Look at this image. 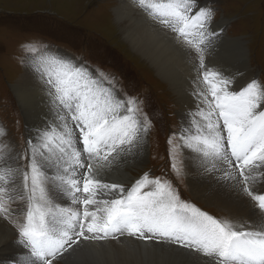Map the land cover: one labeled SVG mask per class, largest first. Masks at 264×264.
I'll return each instance as SVG.
<instances>
[{"label":"snow or ice","instance_id":"snow-or-ice-1","mask_svg":"<svg viewBox=\"0 0 264 264\" xmlns=\"http://www.w3.org/2000/svg\"><path fill=\"white\" fill-rule=\"evenodd\" d=\"M134 2L174 34L194 73L195 111L173 134L178 141L168 140L173 172L181 175V150L195 154L204 172L250 198L256 221L219 220L150 173L130 187L108 180L146 143L152 122L142 101L122 99L106 74L44 52L30 64L47 119L41 117L22 157L0 155V218L13 224L14 243L26 252L0 264H69L77 249L124 236L176 245L209 264H264V85L252 79L234 91L225 66L209 63L218 51L211 8L197 0ZM20 159L25 163H9ZM17 201L22 206L14 208Z\"/></svg>","mask_w":264,"mask_h":264},{"label":"rangeland","instance_id":"rangeland-1","mask_svg":"<svg viewBox=\"0 0 264 264\" xmlns=\"http://www.w3.org/2000/svg\"><path fill=\"white\" fill-rule=\"evenodd\" d=\"M206 1L205 7L213 10L210 28L218 33L217 49L228 48L236 56L231 59L229 71L234 72L232 76L235 78L232 90L239 91L252 79L264 85V0ZM118 5V0H0V128L5 131V135L0 136V155L5 158L17 155L22 157L26 141L36 134L42 123L41 117L47 119L48 109L45 103L32 99L33 108L29 113L36 120H33L34 127L29 128L26 122L27 112L20 107L11 85L19 80L25 66H31L30 60L33 57L44 52L55 53L77 63L81 62L94 73L102 72L113 78L122 99L130 96L142 101L141 107L151 120L152 126L147 135V157L143 169L134 173L133 178L150 173L152 178L160 177L170 181L181 200L205 213L219 220L240 219V213L233 212L224 205H212L209 199L194 193L182 151L177 156L178 166L182 169L181 175L177 176L173 172L172 161L168 155V140L174 133L179 132L185 116L188 120L191 118L189 113L195 111L198 101L192 92L186 91L185 94H188L192 104L190 109L180 113L178 93L149 68L144 58L135 55L123 40L113 15V9ZM223 19L227 22L221 29L212 28ZM222 35L230 38L242 37L248 51L250 72L243 65L240 66L238 53L232 51L237 46H228ZM29 47H34L36 51H29ZM223 51L225 50L221 53ZM219 52L216 53V62L225 66L228 59ZM220 54L223 61H219ZM226 72L229 73L227 69ZM35 75L37 76L36 73ZM247 77H251V80ZM245 79L246 83L240 86L238 81ZM39 86L41 87V83ZM173 138L178 141V137ZM5 145L8 149L3 151ZM9 163L16 166L17 163L23 164L25 161L10 160ZM196 167H201L198 160ZM131 181L125 182V185L128 186ZM12 206L15 208L22 205L17 201ZM1 219L17 237L18 233L13 224ZM12 233L9 232V237L2 244L8 253L17 247ZM90 246L91 244L86 245L82 249ZM126 246L130 251L137 249L130 243Z\"/></svg>","mask_w":264,"mask_h":264},{"label":"bare ground","instance_id":"bare-ground-1","mask_svg":"<svg viewBox=\"0 0 264 264\" xmlns=\"http://www.w3.org/2000/svg\"><path fill=\"white\" fill-rule=\"evenodd\" d=\"M118 3L119 5L113 9V15L115 24L121 31L123 40L130 46L131 51H133L135 55L144 58L149 68L155 71L157 76L163 81H167L175 92L178 93L181 103L180 113L183 114L188 108L190 109V104H192L188 94H185L186 91L192 92L191 78L194 75L191 71L188 55H186L185 50L181 49V47L175 43L173 34L150 20L146 14L135 5L134 0H118ZM197 3L199 6L205 7L207 1L204 0L203 2ZM225 22H227V20L223 19L218 24L215 23L212 28L218 29L224 26ZM222 37L223 40L227 42L228 46L231 44L237 46L236 49L232 51L238 53L240 66L242 67L243 65V67L247 68V72H250L251 69L250 66H248L249 62L247 59L248 51L245 47V41H242V37L230 38L226 35H222ZM220 49H218V52ZM222 50L225 51L221 53ZM221 52L219 53H221L224 58L228 59V63L226 64L225 62V68L229 72L231 71V59H233V57L236 58V56L232 54L228 48L221 49ZM221 54L219 55V61H223ZM217 60L218 56H216L215 63ZM213 62L214 60L209 58V63L212 64ZM232 73L234 72H229L231 75ZM248 78L249 77H247V79ZM247 79L242 82L238 81L239 85L243 86ZM249 79L251 80V77ZM39 85L38 76L35 75L30 65L25 66L24 73L20 76L19 80L11 85V90H13V94L20 107L27 112L26 122L29 128L34 127L33 120H36L29 113L30 109L33 108L32 99H37L38 103L42 102L44 99ZM187 121L188 119L185 116L183 122L181 121L182 125H185ZM1 147L2 144H0V149ZM7 149L5 145L2 150L5 151ZM181 151L184 153L187 173L191 178V187L196 195L206 197L212 205H224L231 211L240 213V219L232 218L235 222L246 223L249 220L256 221L257 216L252 211V202L250 198L218 182L212 175L204 172L202 167H196L197 159L195 158V154L190 153L186 149ZM146 157L147 137L146 143L143 145L142 149L134 155L126 157L125 162H122L119 168L107 177V179L111 182L124 183L133 179L127 184L128 187H130L136 179H139L138 176L133 178V174L143 169ZM117 171H119V173H117ZM1 220L3 221V219ZM9 232L12 233V231L0 221V260H4L10 256L19 257L26 252L22 246H15L16 248L12 252H6L2 244L3 241L9 237ZM12 234L10 235L12 236ZM12 238H16V236L13 234ZM108 242V244L101 242L91 245L90 248L85 247L84 249H77L72 259L69 260V264H209L206 258L199 254L189 253L188 250L179 248L176 245L158 244L154 241H139L127 236L120 237L118 242L112 240ZM128 243L132 244L137 249L135 251H130L126 246ZM150 246H153L156 250ZM106 255H111L112 257H106Z\"/></svg>","mask_w":264,"mask_h":264},{"label":"water","instance_id":"water-1","mask_svg":"<svg viewBox=\"0 0 264 264\" xmlns=\"http://www.w3.org/2000/svg\"><path fill=\"white\" fill-rule=\"evenodd\" d=\"M78 61V60H77ZM80 62V61H79ZM81 63V62H80ZM91 70V69H90ZM94 72V71H93Z\"/></svg>","mask_w":264,"mask_h":264}]
</instances>
